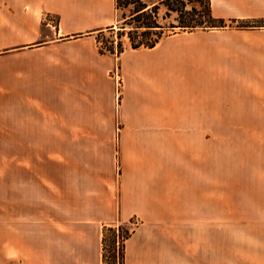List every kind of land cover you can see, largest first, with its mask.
<instances>
[{
	"label": "crops",
	"instance_id": "crops-1",
	"mask_svg": "<svg viewBox=\"0 0 264 264\" xmlns=\"http://www.w3.org/2000/svg\"><path fill=\"white\" fill-rule=\"evenodd\" d=\"M116 11L0 0V264H103L104 226L134 219L125 264H264V27L101 54Z\"/></svg>",
	"mask_w": 264,
	"mask_h": 264
},
{
	"label": "trees",
	"instance_id": "trees-1",
	"mask_svg": "<svg viewBox=\"0 0 264 264\" xmlns=\"http://www.w3.org/2000/svg\"><path fill=\"white\" fill-rule=\"evenodd\" d=\"M200 5V7L197 6ZM161 6L166 8L163 19L167 20L174 14L176 23L168 25L161 24L159 21V10ZM191 6V9L188 7ZM132 7L131 13L125 17V26L119 29L118 46L108 47L106 50L99 48L101 54L120 55L126 49L123 36H128V41L133 49L153 48L164 37L176 34L182 31L192 32L195 30L223 29L231 27L235 29H255L264 27V20L258 21H236L227 22L225 19L217 18L213 15L211 0H159L155 4H147L143 0H116V8L123 10ZM126 25L130 30H125ZM109 30H114L110 28ZM178 30V31H177ZM170 31L172 33H170ZM101 31L99 34H103ZM155 35V37H154ZM77 35L75 37H82ZM134 229L126 225L110 226L103 228V264H107L108 249L111 244L114 246V258L116 264H125V246L127 240L133 235ZM116 243L117 246L116 251Z\"/></svg>",
	"mask_w": 264,
	"mask_h": 264
},
{
	"label": "rangeland",
	"instance_id": "rangeland-1",
	"mask_svg": "<svg viewBox=\"0 0 264 264\" xmlns=\"http://www.w3.org/2000/svg\"><path fill=\"white\" fill-rule=\"evenodd\" d=\"M143 1L147 4H153L155 2L158 3L159 0H143ZM197 6L200 7V5H198V4H197ZM188 8L191 9V6H189ZM131 9H132V7L125 8L123 10L117 9L116 13H117V16L119 19V24L117 25L116 28H114V30H106L103 34L97 35L96 39H97V44H98L99 48L106 50L108 47H111L112 45L115 47L118 46V42L120 41L119 35H118L119 30H120L119 28L122 26H125V22H126L125 17H128L130 15ZM165 12H166V8L164 6H161V9L159 10V14H158L160 23L166 24V25H168L172 22L176 23V20H175L176 15L175 14L167 20L163 19ZM125 30H127V31L130 30V26L126 25ZM170 33H172V32L170 31ZM154 37H155V35H154ZM122 41L124 42V45H125V43L128 42V36L127 35L123 36ZM55 147H58V146H55ZM137 224H138V221L134 219L129 223L120 224V225H126L130 229H133L137 226ZM120 225H114V226L118 227ZM118 245L119 244L116 243V248H115L116 251H117ZM113 248H114V246L111 244V248L108 249V253H107L109 256L107 259V264H116L115 258H114V251H112Z\"/></svg>",
	"mask_w": 264,
	"mask_h": 264
},
{
	"label": "built area",
	"instance_id": "built-area-1",
	"mask_svg": "<svg viewBox=\"0 0 264 264\" xmlns=\"http://www.w3.org/2000/svg\"><path fill=\"white\" fill-rule=\"evenodd\" d=\"M113 78L115 79L117 83V89H118V95H121L122 92V87H123V80H122V75L119 69H116L113 71Z\"/></svg>",
	"mask_w": 264,
	"mask_h": 264
}]
</instances>
